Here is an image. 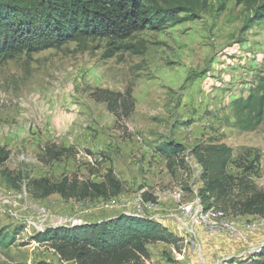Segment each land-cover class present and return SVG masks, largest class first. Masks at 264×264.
Instances as JSON below:
<instances>
[{
	"label": "rangeland",
	"instance_id": "obj_1",
	"mask_svg": "<svg viewBox=\"0 0 264 264\" xmlns=\"http://www.w3.org/2000/svg\"><path fill=\"white\" fill-rule=\"evenodd\" d=\"M156 1L179 6L175 19L116 42L112 56H105L112 41L97 39L0 63V230L14 233L0 245V264H75L34 237L121 214L152 217L169 240L148 243L137 264L264 261V217L233 215L219 204L209 208L223 219L195 213L198 201L205 210L203 184L188 154L201 142L224 143L239 188L264 187V105L259 123L245 129L234 104L261 90L264 19L255 9L262 0ZM96 89L130 91L129 114L96 100ZM165 142L182 149L170 162L157 151ZM107 172L121 187L110 198L36 196L29 185L64 177L100 182Z\"/></svg>",
	"mask_w": 264,
	"mask_h": 264
},
{
	"label": "trees",
	"instance_id": "obj_2",
	"mask_svg": "<svg viewBox=\"0 0 264 264\" xmlns=\"http://www.w3.org/2000/svg\"><path fill=\"white\" fill-rule=\"evenodd\" d=\"M179 8L161 7L156 0H0V63L22 53L97 39L112 41L105 52L106 57L112 56L121 48L116 42L145 29H163L175 19ZM255 16L264 19V0L256 7ZM124 48L132 49L131 46ZM260 80V91L234 101L236 113L243 115L240 122L245 129L254 128L263 114L264 75ZM93 96L105 102L109 109L122 107L126 115L133 106L132 101L126 100H131L130 91L124 96L108 89H96ZM181 150L170 142L161 143L157 148L169 162ZM188 154L200 166L203 186L198 196L205 210L219 204L233 215L264 217V187L256 189L251 185L240 189L241 177L227 171L230 147L224 143L201 142ZM29 185L36 196L58 193L63 198L75 199L110 198L121 190L120 182L111 172L100 182L64 177L57 183L44 178L30 179ZM165 232L155 219L121 214L98 223L47 228L34 238L47 242L62 260L75 264H137L147 254L148 243L169 241ZM13 235L0 230V245L8 244ZM258 255L264 256V245Z\"/></svg>",
	"mask_w": 264,
	"mask_h": 264
},
{
	"label": "built area",
	"instance_id": "obj_3",
	"mask_svg": "<svg viewBox=\"0 0 264 264\" xmlns=\"http://www.w3.org/2000/svg\"><path fill=\"white\" fill-rule=\"evenodd\" d=\"M8 194L10 195L11 192L8 191ZM21 196V195H19ZM198 209L195 211L196 214H199L200 217H202L203 221L204 220H213V219H223L224 218V213L218 209H213L212 208H208L206 210H204V212H202V208H200V204L199 201L196 203ZM136 205L138 206L139 209H142V202L138 199L136 200ZM136 216H141V215H136ZM143 217V216H141ZM151 219H153L152 217H150ZM215 221H212V223ZM214 225H216L214 223ZM221 228L224 230H227V232H229L231 235H234L233 229L232 227H229L228 223H221ZM44 229H41V231L43 232Z\"/></svg>",
	"mask_w": 264,
	"mask_h": 264
}]
</instances>
